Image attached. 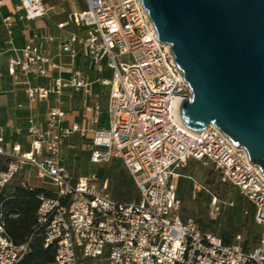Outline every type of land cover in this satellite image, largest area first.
I'll return each mask as SVG.
<instances>
[{"label": "built area", "instance_id": "1", "mask_svg": "<svg viewBox=\"0 0 264 264\" xmlns=\"http://www.w3.org/2000/svg\"><path fill=\"white\" fill-rule=\"evenodd\" d=\"M53 9L50 0H0V20L14 54L8 72L16 83L25 84L30 111L28 150L19 144L11 150L0 145V193L22 171L55 189L56 195L40 196L37 211L45 246H56L51 264H82L80 256L104 258L107 264H264V174L247 150L216 125L199 134L183 122L180 106L193 92L171 47L159 40L143 1L84 0L82 10L57 24L58 34L34 33L24 47H17L18 25L28 24L29 32V23ZM80 55L95 71L111 72L105 126L102 107L88 100L100 80L76 66ZM64 58L70 61L64 63ZM51 72L59 75L50 85L30 81V76L48 77ZM66 93L84 96L83 121L70 122L60 107L49 108L39 120L36 103L51 95L61 101ZM74 135L91 141L92 164L114 158L123 163L137 200L115 199L108 180L101 182L97 172L77 178L70 173L64 149ZM191 161L211 166L221 182L248 202L243 213L259 227L255 243L241 231L226 242L193 218L183 219L178 184L180 170ZM21 185L34 187L28 181ZM211 206L220 209L215 195ZM30 250L29 240H13L0 213V264H16Z\"/></svg>", "mask_w": 264, "mask_h": 264}, {"label": "water", "instance_id": "2", "mask_svg": "<svg viewBox=\"0 0 264 264\" xmlns=\"http://www.w3.org/2000/svg\"><path fill=\"white\" fill-rule=\"evenodd\" d=\"M142 1L192 89L183 122L216 125L264 174V0Z\"/></svg>", "mask_w": 264, "mask_h": 264}, {"label": "rangeland", "instance_id": "3", "mask_svg": "<svg viewBox=\"0 0 264 264\" xmlns=\"http://www.w3.org/2000/svg\"><path fill=\"white\" fill-rule=\"evenodd\" d=\"M17 2L18 0H14V3ZM53 4H56V7L49 11L47 18L41 19L38 25L29 23L31 29L39 28L46 32L53 30V28L57 29L58 23L67 21L68 13L83 9L84 0H53ZM69 29L74 30V27L70 26ZM124 60L129 62L127 57ZM97 77L101 76L97 75ZM97 87L100 97L95 98V100H98L103 111L106 112L109 86L101 82L97 84ZM102 120L107 123L108 117L104 115ZM72 142L71 148H67L69 143H66L64 155L68 170L76 178L78 174L98 173L100 169H105L106 179L104 180H108V189L113 197L114 191L120 187V178L129 182L127 186L131 187L133 195H138L129 173L118 158H114L107 164H92L90 146L87 144V140L77 136L72 138ZM180 174L181 215L183 219L193 218L201 227L213 231L221 226L229 227L230 219L233 218V224L244 233L245 237L252 240L253 243L257 241L259 227L253 222L251 215H246L242 211V208L248 205L247 201L240 198L235 188L221 182L219 175L211 166L191 161L180 170ZM98 177L103 182V179ZM22 181H28L34 187H47L51 189L53 195H56L52 186L42 184L41 180L29 176L26 171L19 173L12 185H21ZM196 187H200L201 191L197 190ZM214 195L219 200V210L211 206V198ZM213 221H218V223ZM80 259L82 264H107L104 258L86 259L80 256Z\"/></svg>", "mask_w": 264, "mask_h": 264}, {"label": "crops", "instance_id": "4", "mask_svg": "<svg viewBox=\"0 0 264 264\" xmlns=\"http://www.w3.org/2000/svg\"><path fill=\"white\" fill-rule=\"evenodd\" d=\"M50 5H54V7H56V4H53V0H50ZM6 12L7 9H4L3 13ZM39 22L40 20L32 23H34V25H38ZM25 25L26 24L20 23L15 32V45L19 48L24 47L34 33H52L53 35L59 33L58 28H53V30H50L48 32L41 31L39 28H33L28 32L25 30ZM52 48L53 53H55V43L52 45ZM13 56L14 54L9 51V46L6 42L4 27L0 20V138L2 139V143H0V145H2L6 150H11V148L15 144H19L22 146L24 151H27L29 144V138L27 135V118L30 114L27 105L29 103V100L25 94V84L16 83L13 77L8 72L9 61ZM62 61L64 63H68L70 60L68 58H64ZM76 66L89 73L93 78L100 80V82L96 83L93 87V97L88 99L91 104L99 103L98 100H95V98L98 99L100 97L97 84H100L102 82L109 86L108 84L111 78V72L107 68H105L102 72L95 71L94 65L83 55H80L77 58ZM58 75L59 74L57 72H51L48 77L34 78L33 76H30V81L33 85H50L53 78L57 77ZM62 75L64 77L69 76V74ZM97 75H100L101 77H97ZM83 99L84 96L81 93H66L61 98V101H59L55 95H51L49 99L36 103L35 108L36 112L39 115V120H43L49 108L60 107L67 113H69L68 119L70 122H82L85 115V111L83 108ZM19 105H23V107L20 108ZM104 115L107 116L105 111H103V114L101 116V126L106 125V123H104L102 120ZM77 136L80 137L79 135H74L68 140L69 144L67 148L72 147V138ZM86 140L87 144L90 145L91 141L89 139ZM105 171L106 170L104 169V178ZM89 174H78V177L88 176Z\"/></svg>", "mask_w": 264, "mask_h": 264}, {"label": "trees", "instance_id": "5", "mask_svg": "<svg viewBox=\"0 0 264 264\" xmlns=\"http://www.w3.org/2000/svg\"><path fill=\"white\" fill-rule=\"evenodd\" d=\"M97 175L103 180L106 179L104 178L103 169H100ZM120 181V187L114 191V198L119 201L137 200L138 195H133L131 187L127 186L129 182L121 178ZM180 187L179 183V198H181ZM41 195H53V193L46 187L28 188L20 184H11L1 190L0 213L5 222L7 232L14 241L24 242L29 240L31 245V250L16 264H51L55 259L56 246L55 244L45 246L43 229L37 223V211L40 205ZM240 198L244 199L241 195ZM213 222L218 223V221ZM233 222L232 218L230 219L229 227L221 226L213 231L220 234L226 242H230L233 240L235 234L240 232L239 228ZM247 241H249V238H247Z\"/></svg>", "mask_w": 264, "mask_h": 264}]
</instances>
